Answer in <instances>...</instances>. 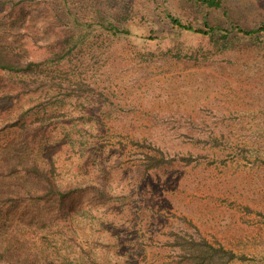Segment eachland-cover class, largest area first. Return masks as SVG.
<instances>
[{
  "label": "rangeland",
  "instance_id": "rangeland-1",
  "mask_svg": "<svg viewBox=\"0 0 264 264\" xmlns=\"http://www.w3.org/2000/svg\"><path fill=\"white\" fill-rule=\"evenodd\" d=\"M72 1L95 27L74 24L61 0H0V43L22 61L61 54L84 34L26 84L0 71V146L52 161L55 183L74 189L63 204L18 206L45 263L182 264L169 244L178 232L247 256L231 264H264V46L219 50L164 16L252 27L264 0ZM107 21L131 33L97 24ZM46 81L54 98L32 89ZM158 150L196 159L146 168Z\"/></svg>",
  "mask_w": 264,
  "mask_h": 264
},
{
  "label": "trees",
  "instance_id": "trees-1",
  "mask_svg": "<svg viewBox=\"0 0 264 264\" xmlns=\"http://www.w3.org/2000/svg\"><path fill=\"white\" fill-rule=\"evenodd\" d=\"M61 1L65 8V13L74 20V24L80 28H93L96 26L94 20L92 22L87 20L82 11V3L79 4V2L72 0ZM194 1L208 7H220L222 5L221 0ZM76 3L79 4V10L75 8ZM164 14L172 27L181 31L194 32L205 35L208 38L210 37L212 44L219 50L232 49L241 42L264 46V22L252 27H244L234 22L212 25L207 20H204L202 27H195L191 23L183 22L167 10L164 11ZM58 17L60 18V15ZM97 24L114 36L131 33L129 28L121 27L109 21L107 23L98 22ZM150 32L148 39L154 40L158 37V34H154V30ZM83 35L74 36L69 41V47L63 53L53 54L42 61H22L11 55L9 48L0 43V71L17 76L23 82L22 84H26L27 81L24 78L31 75L37 77L42 75L43 72L39 70L41 66H48L47 63L55 64V61L62 60L61 58L65 55L81 46L84 43V39L81 38ZM32 89L35 91L39 89L40 93L47 92L48 99L54 98L55 83L46 81L44 85H39L37 88L33 87ZM3 98L5 96L2 95L0 102ZM3 112L0 107V113L3 114ZM25 113L23 112L21 116ZM4 120L6 118L0 114V123H3ZM11 124L15 125L14 123ZM0 149V264H25L24 259L26 258H29L30 264H46L43 260V247L36 243L29 231V225L32 223L22 213L17 214L18 206L26 198H38L45 201L57 199L63 204L74 189H62L55 183L53 178L54 164L52 161H44L42 158L34 157L27 163L22 156L17 159V155L12 152L10 142L3 143ZM145 157L144 164L148 169L159 167L176 159L186 163L196 159L192 155L184 154L168 157L161 150H158V153L155 154L146 153ZM37 187L44 192L37 193L39 190H35ZM103 194L105 195L106 193ZM171 234L173 235V241L169 244L180 248L181 252L179 255L181 256L180 262L182 264H231L235 260H245L247 258L245 254H238L232 248H227L222 244H214L205 237H186L178 232H171Z\"/></svg>",
  "mask_w": 264,
  "mask_h": 264
}]
</instances>
